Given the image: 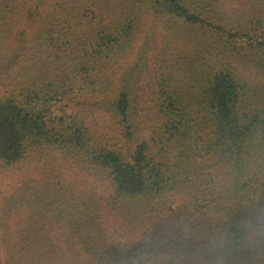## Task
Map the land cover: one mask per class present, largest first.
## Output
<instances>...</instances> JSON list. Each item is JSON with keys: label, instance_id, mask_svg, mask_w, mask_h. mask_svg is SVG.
<instances>
[{"label": "trees", "instance_id": "trees-1", "mask_svg": "<svg viewBox=\"0 0 264 264\" xmlns=\"http://www.w3.org/2000/svg\"><path fill=\"white\" fill-rule=\"evenodd\" d=\"M223 1L238 3L237 22ZM159 19L160 47L134 61ZM196 24L204 36L181 46V27ZM99 112L134 147L109 143ZM26 166L43 189L24 181ZM72 168L87 176L82 193ZM1 175L24 181L1 213L27 216L12 236L4 223L0 264H130L168 249L155 264H264V0H0ZM164 221L187 236L144 238ZM48 226H70L64 245Z\"/></svg>", "mask_w": 264, "mask_h": 264}, {"label": "rangeland", "instance_id": "rangeland-1", "mask_svg": "<svg viewBox=\"0 0 264 264\" xmlns=\"http://www.w3.org/2000/svg\"><path fill=\"white\" fill-rule=\"evenodd\" d=\"M235 7L238 8V3L237 2H230V1H223L222 5H221V9L223 10V16L225 17L226 20H230L232 18V21L237 22V16L235 14ZM239 22H242L239 21ZM230 24L231 26H233L234 24L232 23H227ZM181 24L179 23V26ZM202 26L196 24L194 26H187L184 25L181 27V35L182 36V41H181V46L182 45H187L184 41L183 38L190 41L199 39L201 36H204L203 34L205 33V31L201 28ZM163 30H164V24H163V20L159 19V20H154L151 21L149 20L147 22V24H145L143 32L141 33V36L139 38V46H138V51L136 53V55L134 56V61L137 60V58L139 57V55L141 54L142 50H144L145 48H148V54H152L153 51H155L159 46V44L162 42V34H163ZM241 41L245 44V39H241ZM238 42V43H239ZM242 43H240V46H242ZM191 45V44H190ZM181 46H179L178 48L180 49ZM192 46V45H191ZM178 49V50H179ZM183 49V48H182ZM185 50V48L183 49ZM182 50V51H183ZM152 66L151 60H147L144 59V61L142 62L141 67L139 68V70L137 71V73H135L134 75V79L135 80H140L141 84H140V89L143 87L142 86V81L145 79V74L147 72V70ZM239 67L245 68L246 67H250L247 63L245 62H240L238 63ZM129 68H132V66L129 65ZM251 74H256L251 72L250 70L247 71V75H251ZM258 78V77H257ZM139 89V93H135L134 98H137V95L140 94L141 90ZM138 100V99H137ZM141 103H137L134 105V107L132 108V118L133 121L135 122V124L139 127H143L144 124V115L143 113L140 111L141 110ZM143 111V110H142ZM144 112V111H143ZM146 113V112H145ZM98 117L100 118V122L102 124V128H100L101 130V134L103 136H105L108 139L109 143L115 144L117 147L119 148H123L125 151H128L129 148L134 147V142H131L130 145H127V143H125L123 141L122 138L119 137V132L118 131H114L112 132V128L114 129H120L119 125L117 124L116 119H118L117 117H115L112 113H108V114H104L102 112L97 113ZM121 134V131H120ZM146 134V133H145ZM24 168L21 169L19 172L21 175H23L25 177L24 181L30 179L31 184L29 186L34 187L35 189L37 188H44L45 187V182L41 181L39 178H35L36 172L34 170L33 166H26V170L25 172ZM21 175H15L13 178L9 177L8 175H1L0 176V197L2 198L3 194H6L7 191H9L12 187V185L16 186H21L23 184L19 183L18 180L16 181V183L14 184V179L16 178H20ZM69 177L71 178L74 189H76L78 192L82 193L85 189H84V184L86 181L87 176L81 174L79 171L75 170L74 168H72L70 170V174H66L65 178ZM62 180H64V178L62 177ZM66 183V181H65ZM10 185V186H9ZM8 186V189H7ZM71 188V189H72ZM0 208H1V204H0ZM27 216L25 210L23 207H16L13 212L10 213H1V209H0V233L4 234L6 229L3 230L6 226L4 225V223H8L11 225V229H12V234L14 230H16L17 226L20 224V222L22 223L25 220V217ZM70 226H62V227H58V228H53L52 226H48V237L49 238H57L58 239V245L59 247L61 245H64L63 242H60L59 238H68V234L70 233ZM3 230V231H2ZM184 235L187 236V229L183 228L182 224H179L177 222H172V221H164L161 222L156 229L154 230H149V232L144 234V238H146L147 240H149L151 243H155V242H163V241H179L181 240L180 236ZM188 237H190L188 235ZM196 238H204V241H207V244H210L212 241V236H209L208 234H202V235H197L196 234ZM112 238L108 239L111 240ZM100 244H101V248L97 249V253L102 254L103 250H107L109 248V243L108 241H106V239H104V241L101 239L100 240ZM174 247V246H173ZM204 251V249H203ZM171 252V253H170ZM64 254V253H63ZM66 254L73 256L70 252H67ZM173 255H175L174 252H172V250L168 249L166 251H163L162 254L159 253V256L156 254H152V255H144L141 256L139 258H137L136 260H134L132 263L130 264H155V262L157 260H168L170 259ZM163 257V258H161ZM69 262V259H68Z\"/></svg>", "mask_w": 264, "mask_h": 264}]
</instances>
